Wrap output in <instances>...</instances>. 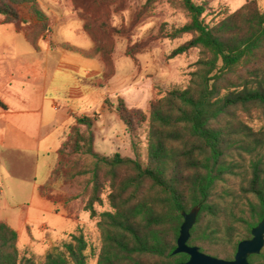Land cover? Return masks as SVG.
Wrapping results in <instances>:
<instances>
[{
  "label": "trees",
  "instance_id": "trees-1",
  "mask_svg": "<svg viewBox=\"0 0 264 264\" xmlns=\"http://www.w3.org/2000/svg\"><path fill=\"white\" fill-rule=\"evenodd\" d=\"M72 0L74 8L81 7ZM96 3L95 1H92ZM186 23L158 32V38L190 39L168 59L197 49L199 57L188 86L171 89L142 109L128 107L120 97L106 99L124 125L133 157L105 156L94 145V121L75 117L56 152L51 178L77 181L80 204L89 218L105 200L111 211L98 215L101 247L96 264H179L173 255L182 212L198 206L188 246L205 255L232 261L239 242L264 217V129L248 121L264 112V10L256 0L225 19L205 21L208 2L176 0ZM81 9V8H80ZM35 23L24 19L22 12ZM83 31L95 44L103 66L102 84L114 76L112 45L102 35L108 24L79 13ZM0 24L21 30L28 26L32 45L50 31V21L36 0H0ZM142 45H134L126 54ZM147 122L146 161L140 158L138 132ZM77 199V198H75ZM16 231L0 222V264H36L21 257ZM88 245L82 233L71 234L47 253L43 264H86ZM264 264V246L248 258Z\"/></svg>",
  "mask_w": 264,
  "mask_h": 264
},
{
  "label": "crops",
  "instance_id": "crops-1",
  "mask_svg": "<svg viewBox=\"0 0 264 264\" xmlns=\"http://www.w3.org/2000/svg\"><path fill=\"white\" fill-rule=\"evenodd\" d=\"M40 6L46 15L52 12ZM55 29L52 24L34 47L28 26L18 30L12 24H0V205L14 209L15 200H30L51 213L59 207L62 212L57 215L78 222V228L84 222L72 209L69 195L50 182L56 152L74 118L93 119L94 145L100 153L125 156L130 139L117 114L105 104L117 96L106 97L111 79L102 84L103 66L97 57L88 55L92 43L73 44ZM23 219L13 220L7 211L0 214V222L16 231L18 249L25 244L22 235L28 232V219ZM69 235L47 236L48 249L31 254L46 256L51 246L65 242Z\"/></svg>",
  "mask_w": 264,
  "mask_h": 264
},
{
  "label": "rangeland",
  "instance_id": "rangeland-1",
  "mask_svg": "<svg viewBox=\"0 0 264 264\" xmlns=\"http://www.w3.org/2000/svg\"><path fill=\"white\" fill-rule=\"evenodd\" d=\"M36 1L42 7L47 6L48 10L52 11L47 15L50 29L53 24L58 29L55 30L58 31L59 37L76 45H83L82 40L91 42L93 48L88 52V55L90 58L97 57L101 65L100 56L95 53V44L90 37L85 35L84 31L85 34L81 33V26L83 30L85 21L79 17V13L88 18H99L108 24V30H116V32L110 31L108 34L102 35L103 39L112 45L111 58L115 70L110 82L105 81V84L108 83L105 88L107 98L114 96L123 98L127 106L142 109L148 116L149 100L162 97L168 90H183L188 86L190 74L195 70V62L199 57L198 50L191 49L172 59H168V56L174 49L188 41L190 36L185 35L175 40L158 38L160 29L164 28L165 31H169L186 23L185 13L177 7L176 0H77L76 3L81 4V9L78 10L74 8L72 0ZM206 1L208 10L204 17L209 25H214L225 19L245 3V0ZM256 1L264 10V0ZM22 15L30 23V26L35 23V20L31 19L25 11L22 12ZM134 45H142V47L133 53L132 60L126 52ZM103 71L102 69V75ZM253 117L254 119L248 121V124L256 130L264 129V112H257ZM138 137L140 158L145 162L147 122L139 130ZM123 154L133 157L131 147ZM103 155L111 156L108 152ZM80 180L83 178L77 181ZM77 181L61 182L54 177L50 179L52 184L64 189L69 195L66 198L72 201V209L78 216H81L80 221L84 222L78 228V222L57 215V211L60 214L62 212L59 207L51 213L41 209L38 204L30 202V200H15L16 207L14 209L9 207L5 209L3 204L0 205V214L7 211L13 220L19 216L24 218L21 222L28 219L26 221L28 232H24L22 235V241L25 244H21L19 247L21 257L33 258L36 264H43L45 255L34 256L33 254L38 255L48 249L45 240L47 236L64 237L67 234L80 232L88 245L86 264H96L101 247L100 235L96 227L98 215L111 210L104 200L101 206L95 207L96 218L90 219L87 213L81 215L83 211L78 199L81 190ZM18 204L24 205L17 206ZM62 243V241L56 242L49 248L48 253L60 248Z\"/></svg>",
  "mask_w": 264,
  "mask_h": 264
},
{
  "label": "water",
  "instance_id": "water-1",
  "mask_svg": "<svg viewBox=\"0 0 264 264\" xmlns=\"http://www.w3.org/2000/svg\"><path fill=\"white\" fill-rule=\"evenodd\" d=\"M199 207L192 208L188 213L182 212L183 222L179 229L176 248L173 255L185 254L188 260L179 264H249L248 258L260 253L264 246V217L251 230V238L238 243L236 253L232 261H226L203 254L196 246H188L190 230L196 222Z\"/></svg>",
  "mask_w": 264,
  "mask_h": 264
}]
</instances>
